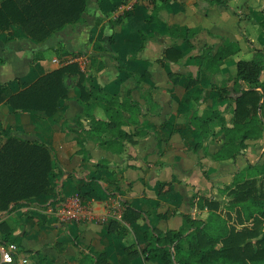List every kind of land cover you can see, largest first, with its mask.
Here are the masks:
<instances>
[{"label": "crops", "instance_id": "1", "mask_svg": "<svg viewBox=\"0 0 264 264\" xmlns=\"http://www.w3.org/2000/svg\"><path fill=\"white\" fill-rule=\"evenodd\" d=\"M261 5V0H89L78 22L79 35L75 37L71 27L62 29L61 35H71L64 39L66 51L61 54L56 35L37 42L17 25L0 28V85H6L0 145L8 136L41 141L57 160L54 192L0 211V243L19 247L12 262L0 256V264H89L92 252H104L106 264H120L131 243L139 249L134 264H160L146 261L141 253L144 231L178 229L188 224L187 216L204 217L206 210L193 203L195 196L221 201V189L237 171L263 160L264 133L248 139L235 158L216 159L227 139L223 124L214 118L204 133L193 131L190 124L194 114L215 108L232 124L235 98L250 86L236 79L237 61L254 57L251 44L264 47ZM175 26L197 32L188 41L172 33ZM226 40L237 42L240 52L217 71L203 68L206 49L214 54ZM55 58L78 62L93 86L118 94L128 106L134 100L139 104V113L137 108L123 111V129L130 136L123 149L101 142L112 138L110 132L86 133L91 119L83 115L78 78L68 81L69 96L52 115L13 111L7 98L64 64ZM95 114L106 118L101 107ZM77 116L87 130L82 135ZM100 162L106 164L97 165ZM74 194L91 206L90 221H62L54 214L55 206ZM125 212L132 221L123 219Z\"/></svg>", "mask_w": 264, "mask_h": 264}, {"label": "trees", "instance_id": "2", "mask_svg": "<svg viewBox=\"0 0 264 264\" xmlns=\"http://www.w3.org/2000/svg\"><path fill=\"white\" fill-rule=\"evenodd\" d=\"M88 3L89 0H2L0 28L17 25L23 35L43 42L68 25L81 21ZM259 27L264 32V15ZM176 32L189 41L197 29L175 26L172 33ZM251 46L255 51L254 57L237 61L236 79L246 81L250 86L241 88L235 98L232 124H227L225 116L217 108L201 115L194 114L190 119L193 131L201 133L207 131L204 126L214 118L223 124L227 139L214 154L216 159L235 158L247 147L248 139L260 138L264 133V47ZM240 50L237 42L226 40L214 54L206 49L202 55V66L211 72L217 71L227 58ZM178 77L176 74L174 81ZM74 78H78L83 115L91 119V127L86 132L82 116H77L76 122L81 127L79 135L110 132L112 138L101 142L120 151L125 139L130 137L123 129L127 122L123 111L133 113V108H137L139 113V104L134 100L128 106L118 94L93 86L91 78L76 61L63 64L24 85L20 91L10 95L7 102L13 111H44L52 115L60 102L69 96L71 83L68 81ZM5 90L6 85H0V103L5 100ZM128 94L132 96L131 91ZM97 107L104 110L106 118L96 116ZM83 142L79 137L78 143L82 146ZM102 164L106 163H97ZM56 167L55 153L46 143L8 136L0 145V211L9 210L13 203L54 192L52 180ZM221 193L227 202L195 196L193 203L206 210V215L198 218L187 216L186 226L166 231L156 228L145 230V245L141 247L144 259L160 264H264V163H250L237 171ZM141 215V212L136 213V217ZM123 219L132 221L126 212ZM138 256L137 244H127L120 264H134L133 259ZM88 261L89 264L108 263L104 252H92Z\"/></svg>", "mask_w": 264, "mask_h": 264}, {"label": "built area", "instance_id": "3", "mask_svg": "<svg viewBox=\"0 0 264 264\" xmlns=\"http://www.w3.org/2000/svg\"><path fill=\"white\" fill-rule=\"evenodd\" d=\"M131 7V6H129ZM127 8L124 7V9ZM129 9V8H128ZM58 63H68L60 62L58 58L54 59ZM55 215L62 221H77V222H86L90 221L93 218V210L91 206L84 204L81 201V198L78 194H74L70 197H65L62 199L57 206H55ZM119 215V212H118ZM122 215V212L120 216ZM19 249L18 244L15 242H2L0 243V256L5 262H12L13 255ZM24 263H27V259L23 260Z\"/></svg>", "mask_w": 264, "mask_h": 264}, {"label": "rangeland", "instance_id": "4", "mask_svg": "<svg viewBox=\"0 0 264 264\" xmlns=\"http://www.w3.org/2000/svg\"><path fill=\"white\" fill-rule=\"evenodd\" d=\"M261 3H262V5H261V9H262V11H258V15L259 16H263L264 14L262 13V12H264V0H261ZM262 13V14H261ZM251 13H249V15H250ZM258 15H257V17H258ZM84 18V17H83ZM82 21H83V19L81 20V23H82ZM80 23V22H79ZM78 22H75V23H72L71 25H68L67 27H71L72 28V30H73V32H72V34L73 35H75V37H77V34L79 35V33H78V31H77V28H78V24H79ZM80 27V26H79ZM61 31H63V30H59L58 32H56L55 33V37H56V41H57V46H58V50H59V52H57V54H61V53H63L64 51H66V41H64V39L65 40H67L68 39V36L69 35H71V34H69L68 32H65L66 33V35L65 34H63V35H61ZM57 38H59V41H58V39ZM74 38V36L71 38V40ZM77 43H75V45H76ZM250 60V59H249ZM263 160H260V162L261 163H264V157L262 158ZM227 198L226 197H222V199H221V201L222 202H227Z\"/></svg>", "mask_w": 264, "mask_h": 264}]
</instances>
